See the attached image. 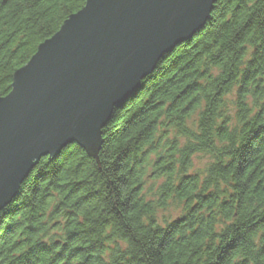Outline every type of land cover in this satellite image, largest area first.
I'll return each mask as SVG.
<instances>
[{"label": "trees", "instance_id": "16d2710c", "mask_svg": "<svg viewBox=\"0 0 264 264\" xmlns=\"http://www.w3.org/2000/svg\"><path fill=\"white\" fill-rule=\"evenodd\" d=\"M84 3L0 0V97ZM0 264H264V0H216L113 107L94 154L41 157L0 210Z\"/></svg>", "mask_w": 264, "mask_h": 264}, {"label": "water", "instance_id": "95a60500", "mask_svg": "<svg viewBox=\"0 0 264 264\" xmlns=\"http://www.w3.org/2000/svg\"><path fill=\"white\" fill-rule=\"evenodd\" d=\"M216 0H85L16 70L0 97V210L43 156L94 154L101 129L160 57L189 39Z\"/></svg>", "mask_w": 264, "mask_h": 264}, {"label": "rangeland", "instance_id": "374dc122", "mask_svg": "<svg viewBox=\"0 0 264 264\" xmlns=\"http://www.w3.org/2000/svg\"><path fill=\"white\" fill-rule=\"evenodd\" d=\"M209 162V158L207 155H201L197 154L192 159V169L191 172H194L195 170H202L205 168L207 163ZM151 180L149 177L146 178V184H145V192L150 191L153 192L156 184L159 183ZM156 183V184H155ZM181 207L177 206L175 204H170L166 209L160 210L157 213L158 219L161 221H170L175 219L180 214Z\"/></svg>", "mask_w": 264, "mask_h": 264}]
</instances>
